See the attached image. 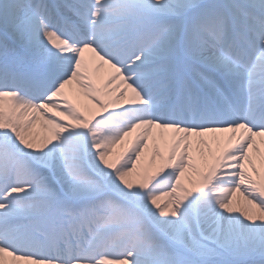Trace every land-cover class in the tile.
<instances>
[{"label": "snow or ice", "instance_id": "1", "mask_svg": "<svg viewBox=\"0 0 264 264\" xmlns=\"http://www.w3.org/2000/svg\"><path fill=\"white\" fill-rule=\"evenodd\" d=\"M0 264H264V0H0Z\"/></svg>", "mask_w": 264, "mask_h": 264}, {"label": "bare ground", "instance_id": "2", "mask_svg": "<svg viewBox=\"0 0 264 264\" xmlns=\"http://www.w3.org/2000/svg\"><path fill=\"white\" fill-rule=\"evenodd\" d=\"M143 159V158H142Z\"/></svg>", "mask_w": 264, "mask_h": 264}]
</instances>
